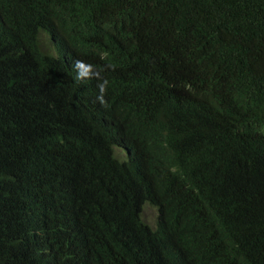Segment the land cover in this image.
Returning a JSON list of instances; mask_svg holds the SVG:
<instances>
[{
    "label": "trees",
    "instance_id": "obj_1",
    "mask_svg": "<svg viewBox=\"0 0 264 264\" xmlns=\"http://www.w3.org/2000/svg\"><path fill=\"white\" fill-rule=\"evenodd\" d=\"M0 264H264V0H0Z\"/></svg>",
    "mask_w": 264,
    "mask_h": 264
},
{
    "label": "clouds",
    "instance_id": "obj_2",
    "mask_svg": "<svg viewBox=\"0 0 264 264\" xmlns=\"http://www.w3.org/2000/svg\"><path fill=\"white\" fill-rule=\"evenodd\" d=\"M75 66H76L77 69H84V68H85V62L80 61V60H77V61H75ZM89 67H90V66H89ZM86 75H87L86 72H78L76 79L79 80V79H81L82 77H84V76H86ZM106 83H107V82L105 81V84H106ZM99 87H100L101 92L103 93L104 90H105V89H104V85H100ZM97 99H98V101H99L101 104H104V103H105V101H104L102 95H101V96H98Z\"/></svg>",
    "mask_w": 264,
    "mask_h": 264
},
{
    "label": "rangeland",
    "instance_id": "obj_3",
    "mask_svg": "<svg viewBox=\"0 0 264 264\" xmlns=\"http://www.w3.org/2000/svg\"><path fill=\"white\" fill-rule=\"evenodd\" d=\"M155 216V211L150 207L145 208L143 213L144 219L150 224L153 221V217Z\"/></svg>",
    "mask_w": 264,
    "mask_h": 264
}]
</instances>
